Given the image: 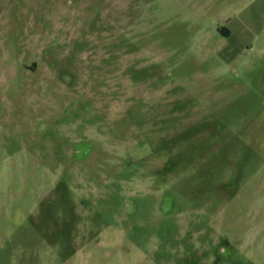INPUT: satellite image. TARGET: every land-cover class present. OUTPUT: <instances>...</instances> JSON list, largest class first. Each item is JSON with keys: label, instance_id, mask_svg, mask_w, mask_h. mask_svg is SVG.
Segmentation results:
<instances>
[{"label": "rangeland", "instance_id": "1", "mask_svg": "<svg viewBox=\"0 0 264 264\" xmlns=\"http://www.w3.org/2000/svg\"><path fill=\"white\" fill-rule=\"evenodd\" d=\"M0 264H264V0H0Z\"/></svg>", "mask_w": 264, "mask_h": 264}, {"label": "flooded vegetation", "instance_id": "2", "mask_svg": "<svg viewBox=\"0 0 264 264\" xmlns=\"http://www.w3.org/2000/svg\"><path fill=\"white\" fill-rule=\"evenodd\" d=\"M52 43H49L46 51L43 53V57H39L36 60L32 62V68H28L27 71H31L34 73H42L44 72V69H42V66L45 65V70H48L52 77L49 79V81H43L42 83H39L38 85H35V93H38V97L40 98L43 96H49L53 99L57 96V94L62 93L61 89L65 88V93L68 94V92L72 91V87L70 86L69 82L62 81V76H60L59 71L57 69V64L55 63L58 61L54 50L50 49ZM16 59H8L7 62L3 63L4 66H10V70L14 71V75H9L8 78L14 77L17 75V68L19 66V62ZM58 89V91H57ZM38 91V92H37ZM37 97V98H38ZM67 100L69 99V96H66ZM83 131V130H82ZM80 135L84 136L83 132L80 133ZM81 139H84L82 137ZM78 140V139H77ZM71 154V151L69 152Z\"/></svg>", "mask_w": 264, "mask_h": 264}]
</instances>
